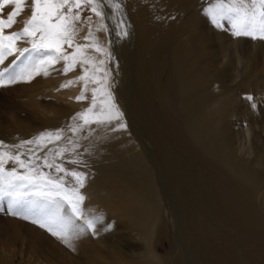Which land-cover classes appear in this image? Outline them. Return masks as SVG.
I'll return each mask as SVG.
<instances>
[{"label":"bare ground","instance_id":"1","mask_svg":"<svg viewBox=\"0 0 264 264\" xmlns=\"http://www.w3.org/2000/svg\"><path fill=\"white\" fill-rule=\"evenodd\" d=\"M112 2L121 5L118 11H114L107 0H104V17H97L90 11L91 19L86 21L85 29L76 32L72 46L64 44L62 51L68 55H71L77 46L87 47L82 48V55L77 56L73 69L67 72L64 80L61 78L57 81L53 90L55 95L72 102L84 90L83 94L86 93L87 98L82 100L83 105L80 107L85 111L92 106V89L103 86L112 93L113 102L122 114L119 122L125 124L123 129L119 128V122L115 120L110 124L86 125L81 119L83 125H80V130L73 131V146L86 142L96 144L94 148L104 151L100 153L101 157L97 158L99 176L94 182L88 180L93 186L88 189L89 198L94 202L95 196L102 195L103 207L110 214L129 217L142 229L147 247L155 245L152 242L166 223L162 215V185L160 180H156V177L161 178V170L157 169L159 165L154 161L155 157L158 161L162 157L161 169H165V173L173 182V194L177 207L180 208L179 212L176 210L177 214L174 208L168 207L171 218L169 211H165L167 220L171 219L175 225L180 220L178 229L184 234L186 232L188 244H192L196 249L191 256L194 264H264V171H261L264 168L263 145L248 127L243 128L241 140L236 145L230 141L227 122L232 116V103L237 96L229 94L227 88L224 90L214 87L213 84L221 79H218V60L212 59L217 53L222 55L220 59L226 63L236 59V70L241 73L238 78L235 77L238 80L237 85L256 81L264 86V42L252 39L253 45L247 52L236 50L238 47L234 46V38L214 36L218 33L212 34L214 37H211L206 30L208 16L205 13V9L210 6L209 0ZM6 8L10 9L11 6ZM28 13L29 9H26L16 19L24 21ZM121 23L123 28L118 27ZM101 24L104 27H100ZM89 30L92 36L85 39ZM125 31L126 36L117 34ZM129 35L134 36V39L126 46L132 47L133 53L128 49L126 54L134 62L131 66L134 70L132 72L137 75L139 83L134 95L120 96L122 82L128 74L117 52L118 48L121 50L119 40L127 44ZM214 42H218L217 47ZM92 44L105 51L96 50ZM230 49L232 53H229ZM85 58H90L92 62L83 63ZM101 61L103 63H100ZM240 62L243 64L241 70ZM125 63L131 65L129 61ZM236 63L233 61L231 64ZM97 68L100 71H96ZM85 71L88 74L86 88V81L78 79ZM93 77L96 83L92 82ZM69 81H72L70 86L61 87ZM211 87H214V91ZM178 97L179 104L176 109L174 100ZM103 99L98 93L93 113L99 112L100 101ZM79 101L81 100H75L73 103L77 104ZM135 103L137 105L134 108ZM27 104L28 107H35L32 97ZM15 110L13 109L10 115V118L13 117V123L18 125L20 130L28 128L29 123H32L30 118L26 119L28 122L20 123L23 119L19 118L21 114H17ZM62 112L67 114L68 110ZM176 113L180 115L179 120L176 119ZM7 114L9 115V112ZM31 126L35 127L33 124ZM18 134L20 136L17 137L23 141L34 139L29 132ZM141 135L146 136L145 140H142ZM187 137L192 139L191 142H186ZM11 141L13 140L7 141L9 147ZM157 147L159 148L156 152L160 154L151 155L152 148ZM92 160L95 162V159ZM99 161L102 163L99 164ZM93 169L96 170L94 165ZM183 184H186L187 188H184ZM215 188L222 191L221 206L219 207L218 203L216 208L210 206V192L214 193ZM76 227L74 224V228ZM3 231L5 232L0 236V264H15V249L7 243L8 230ZM18 235L26 241L31 251L39 256L46 254L48 260L46 263H40L37 258L35 261L28 259L27 264H57L56 262L67 259L72 260L63 252L49 254L43 251L41 248L44 243L34 232L25 234L18 231ZM71 245L79 250L81 255L79 262L75 264H138L123 258L124 252L114 245V251L111 252L110 249L106 251L98 246ZM189 249H193L192 246ZM146 255L145 262L140 264L161 263L162 259L160 260L153 247Z\"/></svg>","mask_w":264,"mask_h":264},{"label":"rangeland","instance_id":"2","mask_svg":"<svg viewBox=\"0 0 264 264\" xmlns=\"http://www.w3.org/2000/svg\"><path fill=\"white\" fill-rule=\"evenodd\" d=\"M209 2L211 5V3L215 2V0H209ZM8 11H11V8L5 9V12H8ZM75 11L76 10L74 9V12ZM26 16H27V19L30 17V10ZM80 17L81 19L76 22L77 23L76 24L77 33H79L81 30L86 28L87 26L86 24L88 22L89 17H92L88 6L82 7V9L80 10ZM17 20H19V23H17L18 25L14 24L16 27L13 25L14 27L10 29H6L5 30L6 33L22 30L20 28H23L24 26L22 23L23 21L20 19H17ZM208 20L210 21V23ZM221 23L223 24V27L218 28L211 22L210 17L206 18V30L208 31V33H210V36L211 37H214V36L222 37L223 35L225 39L226 37L227 39L234 38V41H235L234 46H236V48L238 47L236 50H239V51L243 50V51L249 52L250 51L249 48L253 45V40L250 37H237V36L235 37L232 34L231 25L226 20L221 21ZM215 33H218V35L213 36L212 34H215ZM133 39H134V36L129 35L127 44L126 42L119 40L121 50L118 48L117 54L120 56L119 59L122 65L125 64L123 68L126 69L125 71L128 74L127 78L124 79L125 82L124 81L122 82L123 86H122V91H121L120 96H122L123 94L124 96L126 94L130 96L134 95V90L139 83L137 75H135V73L132 72L134 70L132 69L131 66L134 65V62L128 56V54H126L128 52V49L132 50L131 53H133V48L126 46V45H130V43L133 42ZM261 41L264 42V40H261ZM26 43H27V40L20 41L18 42V47L30 49L31 44L30 43L26 44ZM213 44L215 47L218 46L217 45L218 42H214ZM230 45H233V44H230ZM64 46L65 45H63L62 48H64ZM231 49L229 50V53L233 52ZM41 55L42 54L34 53V52L26 53L25 56L21 57L20 60H17L15 64H11L10 62L15 60V54H14L13 56L8 57L5 60L4 64L0 65V68L2 67L0 71H2L3 68L5 67H9L10 71L18 70L20 67L23 66V64L29 62L28 61L29 56L39 59ZM217 55H214L212 59L218 60L216 61L218 65L217 66L218 71H219L218 73L220 75L218 76V79H221V81L216 82L213 85L214 87L217 86V88H221L224 90L227 88L226 90H229L228 92L229 94H232V95L234 94L235 97L236 96L238 97V98L233 97L234 98V101L232 103L233 113L227 122V125H228L227 134L230 137V141L232 142L233 145H236L241 140V137L243 135L242 133L244 130L243 128L248 127L252 130V132L256 135V137L259 138V141H260L259 143H262L263 152H264V86H261L259 82H256V81H251L243 85L242 84L237 85L238 80L235 79V77L237 76L236 78H238L241 75V73L240 71L238 73V71L236 70L238 67L236 63V59L233 58L231 59L232 61L230 60L226 63L225 61L220 59L222 56L221 54H220L221 56L218 53ZM126 61H129L131 65H129L128 63H125ZM233 61H235L236 64H231ZM65 63L66 61L60 60V61H57L55 64L48 65L47 66L48 75H44L43 71H41L39 74L35 75L31 80H27V81L20 80L16 83L6 84L5 86H0V105H1L0 107V151L4 152L5 150V152H9L10 154L12 153L11 155L13 156L19 155L20 159L25 162L28 168L34 167L36 168L37 172H42L45 174V176H50L52 178L64 176V184H65V187L67 188H72L76 186L75 179L72 178L71 176H65L63 172H57L55 167H52V168L46 167L45 158H47L48 163H52L54 165L60 164L64 169H67L68 171H77V172L84 174L85 176L84 187L79 189L80 194L84 196V201L80 205L83 215L80 218L71 217V212H70V209H68V206L64 204L62 201L57 200V203H60L62 205L61 215L65 216L66 218L71 217L73 228H74V224H76L77 226L76 228H74L77 231H76L74 238L71 240V244H74L76 246L80 244L87 245V246L88 245L98 246V248L102 247L101 249L106 250V251L110 249L109 250L110 252L112 250L114 251L112 247L114 245L115 247H117L119 251L124 252L126 256L123 255V258H126L127 260H131L132 263H138V264L145 262L147 252L149 251L150 248L153 247L155 249L156 254L159 256L160 260L162 259L160 261L161 263L159 264H177V263L178 264H181V263L182 264H194L191 256L192 254H194L196 249L193 247L192 244H188L189 240L186 235V232L184 234L180 231V229H178L177 225L179 224L180 220H178L179 222H176L177 225H175V223L171 219L167 220L168 215H166L167 214L166 212L169 211L168 207H172L175 209V211L177 210L178 212L180 208L177 207L176 197L173 194V190L175 189L173 182L168 177L167 173H165L166 172L164 171L165 169L164 170L161 169L163 167L161 163L162 157H160L159 159L160 162L156 159V157L154 158V161L156 162V164L158 163L159 165V166L156 165L157 169L161 170L159 171L160 176L157 174L161 178L156 177V180L157 181L160 180L161 185H162L161 189H162L163 194H161V199L163 200L162 205L164 206L163 207L164 212L162 215L166 219L165 220L166 223H164L165 227L163 226L162 230H160L159 232V235L155 236L154 241L152 242V243H155V245L152 244L150 245V247H147L146 239L143 236L142 229L139 227L138 224L136 223L134 224L133 221L129 217L123 216V215L119 216V215L110 214L103 207L104 200H103L102 195L98 194L97 196H95L94 202L93 200L89 198L90 196L88 195L89 193L88 189L92 188L93 186L90 183V181L88 182V180H92L94 182V180H96V178L99 176L98 171H97L98 168L96 166V164L98 163L97 158L98 156L101 157L100 153H104V151H101V150L98 151L96 148H94V145L96 144L94 145L86 144V142H82L83 144L77 143L76 146L72 145L74 143V141L72 140L73 129H76V131L77 129L80 130L79 127L83 125V121L79 118L78 114L82 113L84 110L83 108L80 107L81 105H83L81 104L82 100L76 104V103H73L75 100H77L76 98H74L75 100L73 102L67 101L65 98L61 96H57L53 92L57 81L60 80L61 78H63L62 80H64L68 74L63 71ZM241 69H243L242 62H240V65H239V70ZM26 87H29V88H26ZM214 87H211L210 89L214 91ZM12 89H15V90H12ZM83 95L85 97L83 100H85L87 98V96L85 95L87 94L85 93ZM248 96H252L253 99L251 101L248 100L247 99ZM30 97H32L33 103L35 105L34 108L28 107L27 103H29ZM37 97H40V98H37ZM12 99H14L15 101ZM50 99L52 102L50 101ZM174 101L176 102V109H177L178 104H179L177 103L179 101V97L175 99ZM55 103H56V106H55ZM49 104L50 106H48ZM136 105L137 104L135 103L134 108L136 107ZM84 106H87V105H84ZM13 109H16L14 112H17V114L19 115L21 114L20 115L21 117L19 118L23 119L22 120L23 122L20 121V123H25L26 119L30 118V122L32 123H29L30 126L28 128L20 130L21 128H18V125H15L13 123L12 121L13 117L10 118L11 117L10 115ZM53 109L54 110L56 109V111H54ZM66 109L68 110L69 115L68 113L66 114L62 112L63 110H66ZM8 112H9V115L7 114ZM176 117H177L176 119H178L180 115L176 113ZM31 124L35 125V127H32ZM26 130H28V132L32 133L31 135L34 136V139L29 140V141H33V143H28L30 145L26 143L27 141H23V139L21 140V138H18L20 136L18 133H21L23 135V133H28ZM58 131L59 133L61 132L60 138L62 140L61 139L56 140L55 138H53L51 141H48L47 139H45L44 141H41L39 144L38 143L36 144L35 142L36 137L41 136L43 133H53L54 132L53 134H55V132L57 133ZM69 135L71 137H69ZM138 137H140V133H138ZM141 137L143 138L142 140H145L146 136L141 135ZM9 140H13L11 141L10 147L7 145V141ZM191 140H192L191 138L190 139L188 138L186 142H191ZM232 140H235V141H232ZM76 142H79V141H76ZM17 145L20 147H17ZM158 148L159 147L152 148L155 152L151 150V155L152 154H155L156 156L157 154L159 155L160 152L159 153L156 152ZM58 151L62 152V154L59 156L56 155V152ZM146 153H148V151ZM92 159H95V162ZM71 161H76V163H72ZM101 163L102 162L99 161V164ZM93 165L94 167H96V170L93 169ZM4 168L6 171H11L15 169L17 173L20 175L25 174L26 171L28 170V168L21 167L19 164L14 163L11 160H8L4 164ZM261 171H264V168H262ZM174 183H176L175 180H174ZM183 186H185L184 188H187L186 184L185 185L183 184ZM210 196H211L210 206H213L214 208H216V206H218V203H219V207H220L221 206L220 201H222V191L219 190L218 188H215L214 193L213 191L210 192ZM87 197L89 200L86 199ZM219 197H221V199ZM9 205H10L9 197H4L3 199H0V236L5 232L3 230H8L7 238H9V240H7V243L13 245L15 249V253H14L15 256H13L14 257L13 262L15 264H27L28 259L35 261L36 258L40 263L41 262L46 263V261H48L47 257H45L46 254H43V255L41 254V256H39L35 252L31 251L28 248L27 244L25 243L26 241L24 242L21 239V237L18 235V231L25 232V234L28 232L36 233L40 237V240H42V242L44 243V246H42L41 248L43 249V251L45 250L49 254H53V253L59 254L60 252H63V253L68 254L69 257L72 259L69 261L68 259L62 261V262L66 261L65 263L56 262L57 264H75V262L77 261L79 262L78 258L81 257L79 250H77L72 245L71 247H69L68 245L64 244L60 239L51 235V233L48 232L46 229L39 227L38 224L32 223L31 219L26 220V219H23L21 215H13L9 211ZM165 206H167V208ZM54 207H55L54 204H49L48 202L39 200L35 197L26 196L23 201L17 204H14L12 207V210L17 211V212H24V211H27L28 209H33L39 214H45L49 210L54 209ZM177 211L176 213L178 214ZM169 215L171 218L170 211H169ZM96 217H99L100 219L95 224V227L93 229H88L85 224V220L93 219ZM102 225H112V227H102ZM80 228H83V231H79ZM191 246L193 249H189L191 248ZM28 251L31 255L28 253ZM0 255H1V252H0ZM20 255H22L23 257ZM30 256L32 258H29ZM182 258L184 260H182ZM25 260L27 261L25 262Z\"/></svg>","mask_w":264,"mask_h":264},{"label":"snow or ice","instance_id":"3","mask_svg":"<svg viewBox=\"0 0 264 264\" xmlns=\"http://www.w3.org/2000/svg\"><path fill=\"white\" fill-rule=\"evenodd\" d=\"M107 2L114 11H118L121 7L119 3H113L112 0H107ZM103 3L104 0H0V65L4 64L5 60L14 54L15 60L11 61V64H15L26 53L42 54L39 59L29 56V62L23 64L18 70L10 71L9 67H5L0 71V86L16 83L20 80H31L41 71L44 75H48L47 66L60 60L66 61L63 71L65 73L71 71L77 62V56L82 55V48L87 47V45L77 46L71 55L65 54L62 51V46L64 44L72 46V40L76 34V22L81 19L80 10L82 7L89 6L92 13L103 18L105 15L102 8ZM9 6H11V11L5 12L6 7ZM26 9L30 10V17L23 21L22 30L6 33V29L12 28L14 24L19 22L16 18ZM205 13L218 28L223 27L221 21L226 20L231 25L234 36L264 40V0H215L205 9ZM89 19L91 18L89 17ZM100 27H104V25L101 24ZM118 27L123 28L124 26L121 23ZM117 34L126 36L127 32H118ZM91 36L92 33L89 30L85 39H89ZM23 40H27L31 44L30 49L18 47V42ZM91 46L98 51H105L96 44ZM82 62L90 64L92 61L90 58H85ZM96 71H100V69L97 68ZM105 77H107V73H105ZM87 78V71L78 78L86 81L85 88ZM92 82L96 83L94 77ZM71 84L72 81H69L61 87H68ZM83 91L76 97L77 100L85 98ZM98 93L104 99L100 101L99 112L93 113L97 104ZM247 99L251 101L253 97L248 96ZM78 115L86 125L92 123L97 125L110 124L113 120L119 122L122 116L113 102L112 93L103 86L92 89V106ZM125 127L124 123L119 122L120 129ZM73 131L75 132L76 129ZM53 138L59 140L60 133H43L36 137L35 142L39 144L45 139L51 141ZM26 143H33V141ZM61 154V151L56 152L57 156ZM8 160L28 168L19 155L13 156L8 152L0 151V199L9 197V211L13 215H21L26 220L31 219L32 223L38 224L39 227L46 229L51 235L71 247V240L77 231L72 226L71 217L80 218L83 215L80 205L84 201V196L80 194L79 189L84 187V174L68 171L60 164L48 163L47 158H45L46 167H55L57 172H63L65 176H71L75 179L76 186L67 188L64 184V176L57 178L45 176L44 173L37 172L34 167L28 168L23 175L18 174L15 169L6 171L4 164ZM71 162L76 163V161ZM26 196L54 204L55 207L45 214H39L33 209L24 212L13 211V205L23 201ZM57 200L68 206L71 217L66 218L61 215L62 205L57 203ZM99 219V217L86 219L87 228L93 229ZM102 227H112V225H102ZM79 231H83V228H80Z\"/></svg>","mask_w":264,"mask_h":264}]
</instances>
